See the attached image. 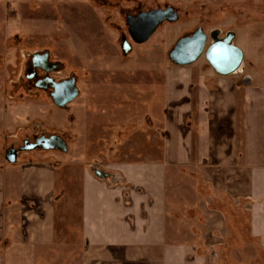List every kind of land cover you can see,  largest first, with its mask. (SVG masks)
<instances>
[{"label":"crops","instance_id":"1","mask_svg":"<svg viewBox=\"0 0 264 264\" xmlns=\"http://www.w3.org/2000/svg\"><path fill=\"white\" fill-rule=\"evenodd\" d=\"M252 29L248 49L234 41L244 70L168 69L149 131L117 129L123 143L100 155L83 147L87 122L70 146L60 135L67 150L38 143L57 133L19 142L31 117L63 107L45 92L12 103L0 76V264H224L231 240L264 246V31Z\"/></svg>","mask_w":264,"mask_h":264},{"label":"rangeland","instance_id":"2","mask_svg":"<svg viewBox=\"0 0 264 264\" xmlns=\"http://www.w3.org/2000/svg\"><path fill=\"white\" fill-rule=\"evenodd\" d=\"M167 5L177 9L179 19L162 23L146 42H134L126 15ZM251 25L263 34L264 0H0V76L11 102L43 101L37 98L42 91L26 79L27 64L39 51H49L61 65L55 75L75 76L79 89L78 97L62 109L52 105L44 118L31 117L30 129L23 128L18 141L57 133L70 146L71 126L87 122L84 134L95 136V146L89 140L84 149L100 155L112 144L116 152L123 143L117 129L126 130L127 141L139 130L149 131L148 110L163 101L165 73L177 68L169 51L182 36L202 26L209 44L212 32L218 30L221 37L235 32L234 41L248 49ZM123 37L132 47L128 52L122 49ZM192 64L199 71L212 67L204 54ZM94 125L100 132L92 134ZM113 160L100 158L92 164L100 168ZM230 243L221 256L224 264H264L259 240L248 236Z\"/></svg>","mask_w":264,"mask_h":264},{"label":"water","instance_id":"3","mask_svg":"<svg viewBox=\"0 0 264 264\" xmlns=\"http://www.w3.org/2000/svg\"><path fill=\"white\" fill-rule=\"evenodd\" d=\"M179 19V13L173 6L167 5L164 8L158 7L148 11H142L137 15H129L126 18L128 32L136 43L146 42L158 27L165 21L175 22ZM217 30L211 34V41L208 44L209 34L200 26L194 32L182 36L169 51V58L179 66L190 65L200 56L205 55L212 68L222 75H229L240 70L244 62L243 50L235 44V32H229L221 37ZM128 44L129 42L126 41ZM129 46L125 47L128 52ZM38 54H34L36 58ZM53 98L57 105L66 106L79 95V89L75 79L54 82ZM38 143L44 148H56L67 150V142L60 135L41 137ZM95 174L104 178L108 174L100 169Z\"/></svg>","mask_w":264,"mask_h":264},{"label":"flooded vegetation","instance_id":"4","mask_svg":"<svg viewBox=\"0 0 264 264\" xmlns=\"http://www.w3.org/2000/svg\"><path fill=\"white\" fill-rule=\"evenodd\" d=\"M107 1L108 0H104V3L106 4ZM92 2H91V4H93ZM142 11H148V10H140L138 12L128 13L126 15V18L129 15H137V14H139ZM211 34H210V36H211ZM126 41L127 40L123 37L121 46H122V49H123L124 52H127L125 50V47H127V46L130 47L129 50H131V48H132L131 45H130V42L128 41L129 42V44H128ZM39 52L41 53L40 56L34 58L33 55L36 52L33 53L32 56H31L30 61L27 64V67H26V71H27L26 72V79H27V81H28L30 86L32 85V86L37 87L38 89H40L42 92H45L48 95V97L51 99V101L54 104H56L55 101H54V98H53V93H54L55 90H54V87H53L52 84L54 82H62V81H65V80L75 79V83L77 85V79H76L75 76L57 77L55 74L60 72V69H61L60 63L51 60V56H50V52L49 51L46 50V51H39ZM240 70H241V68H240ZM26 145L29 146L27 141H26L25 144L19 146V149L25 148Z\"/></svg>","mask_w":264,"mask_h":264}]
</instances>
